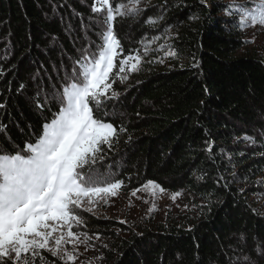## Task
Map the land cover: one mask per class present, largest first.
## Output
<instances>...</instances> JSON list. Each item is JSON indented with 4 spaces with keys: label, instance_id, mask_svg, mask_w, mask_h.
I'll use <instances>...</instances> for the list:
<instances>
[{
    "label": "trees",
    "instance_id": "16d2710c",
    "mask_svg": "<svg viewBox=\"0 0 264 264\" xmlns=\"http://www.w3.org/2000/svg\"><path fill=\"white\" fill-rule=\"evenodd\" d=\"M91 3L0 0V98L8 99L0 120L20 149L26 141L34 142L51 119V112L41 113L31 102L38 83L49 91L67 83L63 77L71 75L77 48L89 43L76 13L89 23ZM164 4L153 0L138 21L114 22L126 53L156 35L161 39L151 48L172 47L149 52V60L160 57L163 63L146 61L128 82L117 79L113 85L121 95L108 119L127 132L120 134L103 167L112 180L124 181L123 193L149 180L166 192H183L195 216L183 223L150 224L126 238L113 232L121 227L115 221L90 219L92 229L114 240L102 250L103 264H230L225 253L233 255V247L256 259L254 249L264 246V146L234 140L264 128V59L239 54L243 43L238 20L227 17L225 0H167L166 11L160 7ZM162 11L165 19L159 21ZM149 17L156 25L145 23ZM88 36L98 39L91 32ZM166 50L175 51L176 58L166 57ZM22 83L27 87L18 93ZM57 110L54 105L52 111ZM206 141L215 145V164L208 159ZM221 149L228 150L234 169ZM16 150L8 145V151ZM233 170L248 180L228 187L216 182L219 174L231 180ZM241 234L246 244H241Z\"/></svg>",
    "mask_w": 264,
    "mask_h": 264
},
{
    "label": "snow or ice",
    "instance_id": "6c2138e0",
    "mask_svg": "<svg viewBox=\"0 0 264 264\" xmlns=\"http://www.w3.org/2000/svg\"><path fill=\"white\" fill-rule=\"evenodd\" d=\"M249 5H228L226 11L231 13L236 9L239 13L237 26L241 30L256 25L264 27V0L259 3L249 0ZM150 6L151 0H92L93 15L89 16V23H84L83 15L76 13L81 17L85 40L89 43L77 48L79 57L73 60L71 75L63 77L67 83L60 88L53 85L51 91L38 83V90L31 98L37 111L51 112V119L45 120L35 141H26L20 149L8 132V124L0 120V264H52L44 253L57 258L61 264H75L81 255V245L87 251L89 246L95 247L90 244L92 239H101L99 232L90 236L86 231H79L87 227L80 213L95 215L94 209L107 206L109 198L118 196L124 187V181L112 180L103 167L108 155L116 150L120 134L127 132L126 127L117 126L108 119L112 105L121 95L113 85L117 79L123 84L129 72L139 71L149 52L172 47L160 44L151 48V44L161 39L156 35L148 42H145L147 38L139 42L142 50L130 49L126 53L115 33L114 22L118 17L138 21ZM160 7L166 11L167 0ZM164 19L162 11L158 20ZM145 23L154 26L157 20L149 17ZM169 27L165 26V33ZM89 32L97 36V41L90 39ZM165 56L176 58L177 53L166 51ZM147 62L164 61L156 57ZM198 66V63L193 64L194 68ZM0 75H3L2 69ZM26 87L20 84L17 92L23 93ZM54 105L58 106L57 111H52ZM7 107L8 99L0 98V113H6ZM128 139L130 141L131 137ZM262 141L264 128L258 129L257 135L245 133L236 137L234 143L264 146ZM205 143L208 144L205 149L208 159L215 164V145ZM9 144L17 150L8 151ZM221 154L234 169L228 150L221 149ZM231 177L229 180L219 174L216 182L228 187L237 180H248L247 176L239 177L234 170ZM141 189L151 191L153 196L156 189L166 192L161 185L149 180L133 189L131 196L139 198L137 194ZM239 191L243 193L245 189ZM180 195V192L173 193L171 199L175 201ZM154 210L155 203L148 211ZM119 223L127 221L120 220ZM240 240L241 244H246L243 234ZM254 251L256 259L251 252L245 253L242 248L235 247L232 248L233 255L226 252L225 256L230 264H259L264 259V246H257Z\"/></svg>",
    "mask_w": 264,
    "mask_h": 264
},
{
    "label": "rangeland",
    "instance_id": "374dc122",
    "mask_svg": "<svg viewBox=\"0 0 264 264\" xmlns=\"http://www.w3.org/2000/svg\"><path fill=\"white\" fill-rule=\"evenodd\" d=\"M119 2H124V0H119ZM152 2L153 0H151V3ZM225 2L229 5H249V0H225ZM256 2L259 3V0H256ZM233 16L236 17L237 20L239 19V13L236 9H233L227 17ZM116 20L121 21L122 18L118 17ZM116 32L117 30L115 28V33ZM239 34L243 43V47L239 54L256 55L264 59V27L256 25L249 26L243 30L239 28ZM149 40L150 39L147 38L145 42H148ZM253 40L254 42H248ZM152 45H156V43L151 44V47ZM139 46L142 50L141 44ZM149 59L150 54L144 58V62L140 66L146 64V61ZM131 73L133 72L128 73V79L124 83L128 82L129 75ZM154 191L155 195L153 196L151 191L141 189V191L137 194L139 198L132 197L131 192L123 193L122 191H119L118 196L109 198L107 206H101L94 209V212L96 213L95 215L92 213L81 212L80 214L87 222V227L80 228L79 231H86L90 236H92L96 233V231L90 227V219H109L121 225L120 228L113 229L115 235L118 238H126L129 235L128 232H137L140 228H148L150 224L155 226L165 222L183 223L186 222L187 219H191L195 216L194 208L190 203V198L183 192H180L181 195L173 201L171 199L173 193H161L159 189ZM145 200L148 202L145 203ZM153 203H155V210L149 212L148 210L152 207ZM185 205H187V207H185ZM120 220H126L127 223L121 224L119 223ZM111 241L114 240H110L102 236L99 241L92 239L90 244L95 245V247L89 246L87 251H85V246L81 245L79 247L81 255L77 261H75V264H103L102 250L106 249L103 245L107 244V248H109ZM69 250H71L70 246ZM69 264H72V262H69Z\"/></svg>",
    "mask_w": 264,
    "mask_h": 264
}]
</instances>
